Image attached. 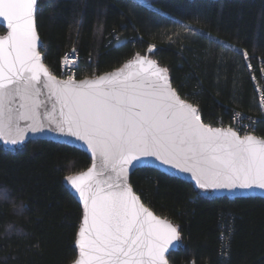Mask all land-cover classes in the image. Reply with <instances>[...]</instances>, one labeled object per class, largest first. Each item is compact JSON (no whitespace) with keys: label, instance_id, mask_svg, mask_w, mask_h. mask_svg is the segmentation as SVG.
<instances>
[{"label":"trees","instance_id":"trees-1","mask_svg":"<svg viewBox=\"0 0 264 264\" xmlns=\"http://www.w3.org/2000/svg\"><path fill=\"white\" fill-rule=\"evenodd\" d=\"M37 30L43 61L56 76L66 78L61 59L72 48L78 79L148 55L205 124L248 123L264 137V0H38ZM90 164L87 153L66 144L30 140L9 148L0 140V264L73 263L83 210L66 177ZM130 183L179 231L169 264H264V198L204 195L153 168L136 169Z\"/></svg>","mask_w":264,"mask_h":264},{"label":"snow or ice","instance_id":"snow-or-ice-1","mask_svg":"<svg viewBox=\"0 0 264 264\" xmlns=\"http://www.w3.org/2000/svg\"><path fill=\"white\" fill-rule=\"evenodd\" d=\"M36 6L37 0H0V17L10 30L0 37V137L5 127L20 131L19 121L25 119L32 120L31 131L42 130L36 108L37 85L44 76L45 87H56L61 104L63 118L53 130L77 137L102 158L111 181L107 188L94 180L95 164L86 173L66 177L85 209L73 264H168L165 253L179 240L177 227L143 207L124 182L128 169L146 158L191 172L201 189H264V137L241 138L232 129L206 127L197 108L171 87L167 69L147 57L137 55L135 72H125L133 67L130 63L94 80L56 81L38 51L42 42L35 28ZM181 26L234 48L190 23ZM114 39L118 46L125 43L119 35ZM17 98L19 109L13 107ZM22 135L5 142L17 144ZM24 208L19 205L18 212Z\"/></svg>","mask_w":264,"mask_h":264},{"label":"water","instance_id":"water-1","mask_svg":"<svg viewBox=\"0 0 264 264\" xmlns=\"http://www.w3.org/2000/svg\"><path fill=\"white\" fill-rule=\"evenodd\" d=\"M37 5H38V0H37ZM34 20H35L36 32L39 36L38 30H37V6H36V12L34 15ZM0 25H2L6 29V33L1 34L0 37L7 36L8 32L10 30L8 29L7 21L2 17H0ZM39 39L41 41L40 36H39ZM38 51L40 52V47L38 48ZM139 56L140 57H147L148 60L154 61L159 68H164L156 60L152 59L148 55H139ZM136 59H137V57H134V58L126 61L120 67H118L112 71L103 73L101 75H106L109 73H115L117 70L124 68V66L126 64H130V63L133 65V67L131 69L125 68V72H129V71L135 72L137 70V68L135 66V60ZM42 63L47 68L49 75L52 76L56 81L63 83L65 81L70 80L68 78H62V77L54 75L49 70V68L45 65V63L43 61V57H42ZM145 67H147V66H145ZM101 75H99V76H101ZM166 75L168 76L169 81H170L169 73L166 72ZM99 76L86 77V78H82V79H75L74 81L80 82L81 80H85V79L94 80V79L98 78ZM46 84H48L47 77L41 76L40 83L37 85V87L40 88V95L38 97V105L39 106L36 108V118L39 120L40 124L43 126L42 130L41 131H35V132L31 131L28 126L30 124H32V120H30V119L20 120L19 121L20 131H17L14 127L11 130L9 128L5 127V129H4L5 135H4V137H0V140H2V142L9 148H14L16 146L23 145L24 143H26L30 140H49V141H54V142H57L60 144H66V145H69L72 147H76V148L84 151L85 153H87L90 156L91 164L87 169H85L79 173L73 174L71 176L76 177V176L81 175L82 173H86L88 171V169L92 168L93 164H95L96 167H95L94 173H93L94 180L100 181L101 186L104 188H107V184L110 183L111 181L109 180V172L106 171L105 168L103 167L102 158L99 155H96L94 157L91 150L88 148L87 144L84 141H81L77 137H73V136L68 135L66 133H61L59 131L53 130L56 127V123L58 121L62 120L63 117L61 116V112H60V110H61L60 101L56 98V87H45ZM170 85L173 88L171 81H170ZM177 95L181 100H183L181 98V96H179L178 93H177ZM183 101H185V100H183ZM185 102L189 103L187 101H185ZM19 104H20V100H19V98H17L13 107L15 109H19ZM189 104H191V103H189ZM198 115L200 116L201 122L206 127H211V126H209L203 122L199 112H198ZM211 128L212 129H223L225 131H227L228 129H232V128H222V127H211ZM232 130L237 132L234 129H232ZM21 132L23 135H22V139L19 143L12 144L10 142H7V143L5 142L6 140L10 141L12 138L20 139ZM252 136L260 138L256 135H252ZM240 137L243 138L244 136L240 135ZM138 168H153V169H156L160 172H163L169 176L177 177V178L183 179L185 181L191 182L196 189H201L198 186V184L196 183V180L193 177L191 172L182 171L181 169H178L172 165L163 164L162 161L158 160L155 157L146 158L144 163L135 164L134 167H130L128 169L127 173L124 174V182L131 188L132 192L139 198V202L143 205V207H145L150 212H152L153 215L161 221H167V222H170L171 224H173L172 221H170V220H168L162 216L157 215L148 206H146L142 202V200L140 199V196L134 191V189L130 183L131 174ZM67 184H68V188L71 191V193L76 197L77 201L80 203L82 210H83V216H84L85 209H84L83 200L81 199V197L79 196L76 189L70 184V182L68 180H67ZM201 190H202V193L204 195H209V196H229L232 198H236V197L264 198V189H262L258 186H254L252 188H235V189H232V188H208V189H201ZM173 225L175 226V224H173ZM82 226H83V217H82V222H81L80 227H82ZM80 227H79V229H80ZM78 233H79V230L77 232L76 241L79 239ZM178 245H179V240L174 241L173 245L169 247V251L165 253L167 260H168L169 253L173 250H176ZM77 249H78V246H77ZM78 254H79V249H78ZM77 258H78V256H77ZM168 264H169V260H168Z\"/></svg>","mask_w":264,"mask_h":264},{"label":"built area","instance_id":"built-area-1","mask_svg":"<svg viewBox=\"0 0 264 264\" xmlns=\"http://www.w3.org/2000/svg\"><path fill=\"white\" fill-rule=\"evenodd\" d=\"M73 49L74 48H72L68 52H65L64 56L61 59V69H62V72L65 74L66 78L75 80V79H78L76 76V70L75 69L79 64V56H78V52L76 51V49H75V52H73ZM65 57H67V60H65ZM262 97H264V95L260 91L259 100L261 101L262 105L264 106V99H262ZM238 123L239 124H237V127H238L239 131H241L242 133H247L250 131V129H251L250 124L247 123V124L243 125V124H241V122H238Z\"/></svg>","mask_w":264,"mask_h":264},{"label":"bare ground","instance_id":"bare-ground-1","mask_svg":"<svg viewBox=\"0 0 264 264\" xmlns=\"http://www.w3.org/2000/svg\"><path fill=\"white\" fill-rule=\"evenodd\" d=\"M259 103H260V107H261V110H262V112H264V106L262 105V103H261V101L259 100ZM198 110V109H197ZM264 114V113H263ZM230 128H232V129H234V130H236L241 136H246V135H256L255 134V132L253 131V130H251L250 129V131L249 132H247V133H242L241 131H239L238 130V127H237V124H233V126L232 127H230ZM257 136V135H256ZM259 137V136H258ZM261 138V137H260ZM192 263V262H191Z\"/></svg>","mask_w":264,"mask_h":264},{"label":"clouds","instance_id":"clouds-1","mask_svg":"<svg viewBox=\"0 0 264 264\" xmlns=\"http://www.w3.org/2000/svg\"><path fill=\"white\" fill-rule=\"evenodd\" d=\"M141 199V198H140Z\"/></svg>","mask_w":264,"mask_h":264}]
</instances>
